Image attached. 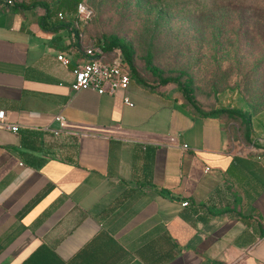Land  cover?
<instances>
[{"label": "crops", "instance_id": "crops-1", "mask_svg": "<svg viewBox=\"0 0 264 264\" xmlns=\"http://www.w3.org/2000/svg\"><path fill=\"white\" fill-rule=\"evenodd\" d=\"M34 1L0 2V264H264V111L136 58L126 89L74 91L92 41Z\"/></svg>", "mask_w": 264, "mask_h": 264}, {"label": "rangeland", "instance_id": "rangeland-1", "mask_svg": "<svg viewBox=\"0 0 264 264\" xmlns=\"http://www.w3.org/2000/svg\"><path fill=\"white\" fill-rule=\"evenodd\" d=\"M80 3L92 12L89 22L75 29L85 40L122 38L141 64L150 52L164 76L184 71L182 85L190 81L196 102L207 108L244 110L250 115L264 111V0ZM76 11L57 10L55 15L76 20Z\"/></svg>", "mask_w": 264, "mask_h": 264}, {"label": "built area", "instance_id": "built-area-1", "mask_svg": "<svg viewBox=\"0 0 264 264\" xmlns=\"http://www.w3.org/2000/svg\"><path fill=\"white\" fill-rule=\"evenodd\" d=\"M4 5H14V0H0ZM77 20L74 29L80 30L86 25L92 17L91 10L84 4L79 3L76 11ZM65 15L61 14L58 18L65 19ZM83 62L76 64L73 69V82L71 87L74 91L82 89H93L99 94H115L120 89H126L132 76L130 63L127 61L123 50L118 46L111 48L106 47L103 40L93 41L89 46L81 50ZM58 59L63 64H68V60L64 54H59ZM128 102V100H125ZM6 111L0 109V123L4 122ZM56 120L64 125V118L61 115L56 116ZM10 129L18 130V126L11 125ZM58 132H56L57 134ZM184 148L188 145L184 144ZM188 201L182 203L187 206Z\"/></svg>", "mask_w": 264, "mask_h": 264}, {"label": "trees", "instance_id": "trees-1", "mask_svg": "<svg viewBox=\"0 0 264 264\" xmlns=\"http://www.w3.org/2000/svg\"><path fill=\"white\" fill-rule=\"evenodd\" d=\"M81 0H55L53 2H47V1H43V0H36L34 2H32L30 4V6H43L46 11L47 14H51L52 10H62V11H69L68 13H70V11H74L78 4L80 3ZM77 20V19H76ZM73 18H69L68 15L66 14V17L63 21H65L66 24H71L72 26L75 25V21ZM103 40L106 44V47L111 48L113 46H118L123 50V53L127 59V61L130 63L131 67H132V71L134 70L132 64H133V60L135 58V51L133 49V47L127 43L124 39L122 38H118L117 36H105L103 38H99L95 41H101ZM138 62L140 60H137ZM143 69H145L148 73L152 74L153 76L159 78L160 82L162 83H168V82H175L178 83L179 85H181L182 90L184 91V96L185 98L192 103L193 105H195V98L193 96V91L191 88V82H187L186 84L182 85L181 81H180V77L183 76L185 74L184 71H180L178 72L177 76H164L163 75V71L156 66L153 63V56L150 52H148L145 56H144V64H142ZM216 112L220 113H228L229 116H231L232 118H235L237 120L240 121V119L245 122L246 118H245V114H243L242 112H237L235 110H226V109H216ZM199 207L204 206V204H199ZM171 257V256H170Z\"/></svg>", "mask_w": 264, "mask_h": 264}]
</instances>
